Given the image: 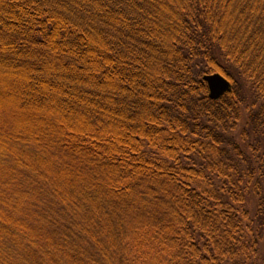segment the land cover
<instances>
[{
	"label": "trees",
	"instance_id": "16d2710c",
	"mask_svg": "<svg viewBox=\"0 0 264 264\" xmlns=\"http://www.w3.org/2000/svg\"><path fill=\"white\" fill-rule=\"evenodd\" d=\"M10 100L0 264H264V0H0Z\"/></svg>",
	"mask_w": 264,
	"mask_h": 264
},
{
	"label": "rangeland",
	"instance_id": "374dc122",
	"mask_svg": "<svg viewBox=\"0 0 264 264\" xmlns=\"http://www.w3.org/2000/svg\"><path fill=\"white\" fill-rule=\"evenodd\" d=\"M10 102L11 103H9V105H7L6 108H4L5 109L4 113L6 117L4 118V120L2 119V121H0V136L4 135V137L7 140L14 143L17 140V137H24L22 133V129L20 128V120L23 119L24 113L18 110V106L14 101L10 100ZM24 115H29V114L25 113ZM47 115L48 117L55 118L54 113H49ZM4 123H6L5 128L3 127V125H5ZM24 126L25 128H28L27 125H24ZM37 127H39V124ZM31 136L33 137L34 140L38 139V137H41L40 134L31 132L29 135L26 136V138L31 137ZM15 148H16L15 144L14 145L11 144L8 147L0 146V152H3L9 156L10 154H15V151H14ZM6 205H7L6 201H3V202L0 201V212L6 214L7 211H5V208H4L6 207Z\"/></svg>",
	"mask_w": 264,
	"mask_h": 264
},
{
	"label": "water",
	"instance_id": "95a60500",
	"mask_svg": "<svg viewBox=\"0 0 264 264\" xmlns=\"http://www.w3.org/2000/svg\"><path fill=\"white\" fill-rule=\"evenodd\" d=\"M203 80L209 89V98L213 101L221 99L232 91V84L221 74L205 75Z\"/></svg>",
	"mask_w": 264,
	"mask_h": 264
}]
</instances>
